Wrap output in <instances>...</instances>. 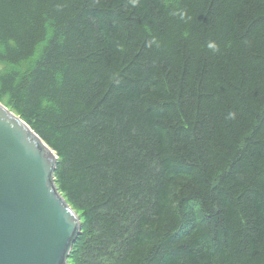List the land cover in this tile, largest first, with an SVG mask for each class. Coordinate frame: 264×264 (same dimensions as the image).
<instances>
[{
    "label": "trees",
    "instance_id": "obj_1",
    "mask_svg": "<svg viewBox=\"0 0 264 264\" xmlns=\"http://www.w3.org/2000/svg\"><path fill=\"white\" fill-rule=\"evenodd\" d=\"M0 102L57 156L67 264H264V0H0Z\"/></svg>",
    "mask_w": 264,
    "mask_h": 264
},
{
    "label": "water",
    "instance_id": "obj_2",
    "mask_svg": "<svg viewBox=\"0 0 264 264\" xmlns=\"http://www.w3.org/2000/svg\"><path fill=\"white\" fill-rule=\"evenodd\" d=\"M56 158L0 102V264H67L81 225L55 184Z\"/></svg>",
    "mask_w": 264,
    "mask_h": 264
},
{
    "label": "bare ground",
    "instance_id": "obj_3",
    "mask_svg": "<svg viewBox=\"0 0 264 264\" xmlns=\"http://www.w3.org/2000/svg\"><path fill=\"white\" fill-rule=\"evenodd\" d=\"M9 109V108H8ZM13 112V111H12ZM15 114V113H14ZM32 130V129H31ZM55 179V178H54ZM72 209V208H71ZM74 210V209H73ZM75 211V210H74ZM76 212V211H75ZM79 217V216H78ZM79 220H80V218H79ZM78 220V221H79ZM80 222V221H79ZM80 225H81V222H80ZM81 227H82V225H81ZM81 232V228H80V230H79V232L78 233H76L77 235H76V237H75V239H74V241H73V243L75 242V240H76V238L79 236V233ZM73 243H72V245H73ZM71 247V246H70ZM72 248V247H71ZM71 251V250H70ZM70 253V252H69ZM68 256H69V254H68ZM68 258V257H67Z\"/></svg>",
    "mask_w": 264,
    "mask_h": 264
},
{
    "label": "clouds",
    "instance_id": "obj_4",
    "mask_svg": "<svg viewBox=\"0 0 264 264\" xmlns=\"http://www.w3.org/2000/svg\"><path fill=\"white\" fill-rule=\"evenodd\" d=\"M210 47H211V45H210Z\"/></svg>",
    "mask_w": 264,
    "mask_h": 264
}]
</instances>
